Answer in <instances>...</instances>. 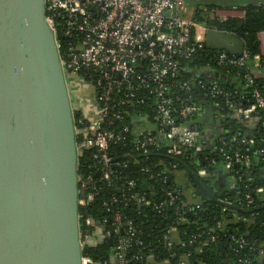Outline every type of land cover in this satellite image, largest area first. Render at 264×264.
<instances>
[{
  "label": "built area",
  "instance_id": "built-area-1",
  "mask_svg": "<svg viewBox=\"0 0 264 264\" xmlns=\"http://www.w3.org/2000/svg\"><path fill=\"white\" fill-rule=\"evenodd\" d=\"M187 8L188 5L178 0H46V21L54 32L65 80L68 76L73 87L70 90L66 81L73 114L79 117L77 121L74 117L75 127L78 124L79 157L86 151L91 164V171L79 177V208L94 201L101 185L116 191L103 203L106 211L112 204L127 205L132 200L127 190L135 187L127 167L133 165L140 173H149L144 163L154 153L163 152L171 159L201 156L205 145L198 127L178 121L202 115L204 102L211 104L214 117L224 124L234 120L246 128L243 134L233 133L230 141L236 150L231 154L223 150L226 139L220 134L213 141L212 152L224 151L223 170L228 181H236L232 175H237L236 167L249 168L252 164L249 155L238 151L240 147L253 151L255 158L264 163V93L257 87V81L264 80V72L258 69L259 55L250 63L245 48L239 57L214 51L215 64L220 69L243 70L242 83L250 90L249 97L246 91L236 95L220 87L214 72H207L208 64L197 73L200 76L192 84L174 82L181 60L193 58L198 49L206 46V31L223 32L198 23L194 15L225 22L236 19L232 15L238 12L241 17L236 20H241L244 11L239 7H198L197 11L193 8L190 12ZM259 40L262 51L261 35ZM238 81L237 76L228 75L223 82L232 83L242 91ZM174 89L183 97L173 93ZM194 97L202 99L194 101ZM147 108L153 112L151 121L144 113ZM119 153L121 156L117 157ZM207 173L206 169H200L197 177ZM256 193L264 194V189L257 188ZM221 201L240 209H249L252 203L248 193L244 194L243 203ZM135 204L152 206L160 212V205L145 196H136ZM98 223L94 224L89 217L84 220V227L93 231L84 233L83 238L80 233L83 250L85 246L111 241L112 253L102 264H129L128 249L135 236L132 222L123 223L122 216L115 214ZM124 227H127L126 233ZM96 229L101 232L100 241L95 239ZM176 234L172 228L166 231L167 247L175 244ZM245 244L241 240L239 248ZM261 262L264 264V252ZM186 263V260L180 262ZM81 264L100 263L82 256Z\"/></svg>",
  "mask_w": 264,
  "mask_h": 264
},
{
  "label": "water",
  "instance_id": "water-1",
  "mask_svg": "<svg viewBox=\"0 0 264 264\" xmlns=\"http://www.w3.org/2000/svg\"><path fill=\"white\" fill-rule=\"evenodd\" d=\"M178 1L205 8L264 6V0ZM45 6L46 0H0V264H81L83 256L76 127ZM242 26L206 31V47L239 57ZM173 160L209 199L240 211L202 185L227 178L223 168L209 167L199 178ZM229 185L234 196L236 186Z\"/></svg>",
  "mask_w": 264,
  "mask_h": 264
},
{
  "label": "trees",
  "instance_id": "trees-1",
  "mask_svg": "<svg viewBox=\"0 0 264 264\" xmlns=\"http://www.w3.org/2000/svg\"><path fill=\"white\" fill-rule=\"evenodd\" d=\"M239 8L244 11V17L241 20L228 19L225 22H219L203 18L197 13L194 15V19L198 23L215 27L220 31H231L238 22L242 21L243 26L238 35L244 41V48L249 55L250 63L254 56L259 55L258 69L264 72V55L259 40V34L264 33V6ZM195 9L197 11L198 7ZM215 55V52L209 50L204 44L202 49L195 52L193 58L181 60L180 71L174 82L185 81L192 84L196 76H200L197 73H200L208 64V73L218 69L224 73L228 72L227 75L230 77L237 76L243 90L240 89L242 91H239L236 85L223 81L217 82L220 87L236 95L246 91L245 95L249 97L250 90L244 88L242 83L243 70L232 68L225 71L220 69L215 64ZM206 74H203L204 78ZM257 87L264 93V80H258ZM172 91L183 97V94H180L178 90L174 89ZM194 101H198V98L194 97ZM144 113L147 120L151 121L152 110L147 108ZM202 115L178 122L187 123L191 127L197 126L202 133ZM74 117L76 121L79 118L78 114H75ZM224 126V130L219 136L226 139L223 150L231 154L236 150L235 145L230 141L233 133L243 134L246 132V128L234 120H227ZM76 127H78L77 123ZM77 141L79 142V138ZM117 150L125 151L121 148ZM224 151L214 153L210 146H206L204 153L198 158L190 157L186 159L181 157L179 159L197 176V171L200 169L208 171L209 167H214V171L221 170L224 164ZM238 151L249 155L252 164L249 168L238 166L234 169V173L237 172V175L232 174L236 178V181H234L236 186L234 196L230 193V185L229 190L222 189L220 191L213 188L214 181L205 180L202 181V185L215 200L221 198L231 201V199L236 198L235 201L232 200L231 202L243 203V196L248 193L252 199L249 209H240L236 206L240 211L232 209L223 211L222 206L215 203L213 199H209L187 176L179 164L163 152H160V154L154 153L144 163L150 169L149 173H140L133 165L127 167L126 171L129 174V179L135 180V187L127 190L128 197L132 199L127 205L119 202L109 205V211H106L103 203L108 202L109 197L116 191L101 185L100 193L94 201L87 207L79 208V227L82 238L84 233L93 231V228L84 227L86 218H91L96 224L106 218H111L112 215L120 214L123 223L131 221L132 229L135 231L132 244L128 249L127 259L130 261L129 264H180L182 260H186V264H262L261 257L262 252H264V208H262L264 207V194H257L256 189H264V163L255 158L253 151L247 150L243 146ZM119 155L121 156V153L117 157ZM90 166L89 153L84 151L78 162L80 178L91 171ZM238 176L240 177L239 180ZM188 191L192 195V200H189V197L186 196ZM136 196H145L149 200H154L160 205V212L158 213L152 206L136 205ZM171 197L173 198L172 203H170ZM259 208L262 209L257 210ZM238 218L246 219V221H239ZM171 228L177 233L175 244L172 247H167L164 237L166 231ZM126 231L127 227H124L123 232L126 233ZM115 239L114 237L113 242H115ZM241 240L246 244L239 248ZM181 244L185 246L181 247ZM112 247L111 241H103L96 246H85L83 256H88L95 263L102 264V262L109 260Z\"/></svg>",
  "mask_w": 264,
  "mask_h": 264
},
{
  "label": "crops",
  "instance_id": "crops-1",
  "mask_svg": "<svg viewBox=\"0 0 264 264\" xmlns=\"http://www.w3.org/2000/svg\"><path fill=\"white\" fill-rule=\"evenodd\" d=\"M233 18H236V19H238V18H240L241 17V14L238 12V13H234L233 15ZM261 37H262V40H263V35H261ZM263 48H264V46H263ZM206 113H204L203 115H207V109H206V111H205ZM214 112V111H213ZM213 116H214V113H212V115H207V118L209 119V123H207V122H202V139H203V142H204V145H205V147L206 146H210L211 148L213 147V141L215 140V139H217V137H218V135H216L217 134V132H216V127H215V125H213V123H211V119L213 118ZM163 140V139H162ZM186 196L187 197H189V200H192L191 198H192V195H191V193H190V191H188L187 193H186Z\"/></svg>",
  "mask_w": 264,
  "mask_h": 264
},
{
  "label": "rangeland",
  "instance_id": "rangeland-1",
  "mask_svg": "<svg viewBox=\"0 0 264 264\" xmlns=\"http://www.w3.org/2000/svg\"><path fill=\"white\" fill-rule=\"evenodd\" d=\"M193 8H196V7H190V6H188V11H193ZM259 35H263L264 36V33H261V34H259ZM263 40H264V37H263ZM262 51H263V53H264V50L262 49ZM264 70V69H263ZM214 73H213V75L214 76H216L217 77V79H219V81H226V79H228V75H226L223 71H221V70H218V69H216V70H214L213 71ZM204 73V72H203ZM205 77H207V74L205 75ZM66 81L68 82V84L70 85V90H72L73 91V87H72V85H71V81H70V79H69V77L67 76V78H66ZM238 83H239V81H238ZM212 113H213V110H212V107H211V104H209L208 103V106H207V115H212ZM207 115L205 116V115H202L201 116V121L204 123V122H207V123H209L208 121H209V119L207 118ZM94 236H95V239L96 240H101V232L98 230V229H96L95 231H94Z\"/></svg>",
  "mask_w": 264,
  "mask_h": 264
},
{
  "label": "flooded vegetation",
  "instance_id": "flooded-vegetation-1",
  "mask_svg": "<svg viewBox=\"0 0 264 264\" xmlns=\"http://www.w3.org/2000/svg\"><path fill=\"white\" fill-rule=\"evenodd\" d=\"M211 120H212L211 123H213V125H215V127H216V132H217L216 135H219L221 132H223V130L225 128L223 121L221 119L215 118L214 116H213V118ZM220 166H221V164H220ZM228 182L229 181H228V179L226 177H222L220 175L218 179L214 180L213 188H215L217 191L218 190L220 191L222 189L229 190L230 187L226 186L228 184Z\"/></svg>",
  "mask_w": 264,
  "mask_h": 264
},
{
  "label": "bare ground",
  "instance_id": "bare-ground-1",
  "mask_svg": "<svg viewBox=\"0 0 264 264\" xmlns=\"http://www.w3.org/2000/svg\"><path fill=\"white\" fill-rule=\"evenodd\" d=\"M261 39H262V37H261ZM263 46H264V42H263Z\"/></svg>",
  "mask_w": 264,
  "mask_h": 264
}]
</instances>
